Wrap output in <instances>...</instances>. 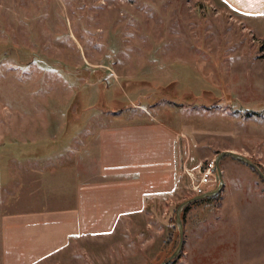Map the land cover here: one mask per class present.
Segmentation results:
<instances>
[{
	"label": "rangeland",
	"instance_id": "rangeland-1",
	"mask_svg": "<svg viewBox=\"0 0 264 264\" xmlns=\"http://www.w3.org/2000/svg\"><path fill=\"white\" fill-rule=\"evenodd\" d=\"M142 123L172 132L175 189L39 264L167 261L189 173L222 151L255 167L219 160L224 185L181 214L168 264H264V17L203 0H0V264L4 218L61 204L97 131Z\"/></svg>",
	"mask_w": 264,
	"mask_h": 264
},
{
	"label": "crops",
	"instance_id": "crops-1",
	"mask_svg": "<svg viewBox=\"0 0 264 264\" xmlns=\"http://www.w3.org/2000/svg\"><path fill=\"white\" fill-rule=\"evenodd\" d=\"M203 1L243 18L264 17V0ZM96 137V154L76 156L61 204L52 194L41 207L4 218V264L43 263L81 236L112 231L122 218L175 189V139L168 128L158 123L115 125L99 129ZM90 166L97 171L88 175L83 169Z\"/></svg>",
	"mask_w": 264,
	"mask_h": 264
},
{
	"label": "water",
	"instance_id": "water-1",
	"mask_svg": "<svg viewBox=\"0 0 264 264\" xmlns=\"http://www.w3.org/2000/svg\"><path fill=\"white\" fill-rule=\"evenodd\" d=\"M225 156L232 157L233 159H235L239 162H243L244 164H247L248 166L255 167V165L253 164V162L250 159H248L247 157H245L239 153L233 152V151H222L216 156V159H215L216 169H217L218 175L220 176L219 185L217 186L216 189H214L212 191H206L205 193H203L201 195H196L193 197V199L192 198L187 199L178 205V207L176 209L175 222H176V226H177V229L179 232V238H180L179 240L180 241H179L178 247L173 252V254L171 256H169L167 261L165 260L159 264H168V261H172L179 254L180 250L182 249L181 246H183V233H182L183 232V226H182V220L180 218H181V214H182L184 208L191 203L193 204V202L196 200L213 197V196L217 195L218 193H220L224 184H223V180L221 178V170L219 167V160ZM260 174L263 177V174L262 173H260Z\"/></svg>",
	"mask_w": 264,
	"mask_h": 264
},
{
	"label": "built area",
	"instance_id": "built-area-1",
	"mask_svg": "<svg viewBox=\"0 0 264 264\" xmlns=\"http://www.w3.org/2000/svg\"><path fill=\"white\" fill-rule=\"evenodd\" d=\"M216 173V163L214 159L201 164L194 174L189 173L191 189L195 196L205 193L207 191V186H210L217 181Z\"/></svg>",
	"mask_w": 264,
	"mask_h": 264
},
{
	"label": "trees",
	"instance_id": "trees-1",
	"mask_svg": "<svg viewBox=\"0 0 264 264\" xmlns=\"http://www.w3.org/2000/svg\"><path fill=\"white\" fill-rule=\"evenodd\" d=\"M214 199H215V197L213 196V197H209V198H204V199L196 200V201H194V203H200V204L206 203L207 204V202H212V201H214ZM186 209H187V206L184 208V210H183L182 213H184V211H186ZM181 218H182V216H181ZM169 262H171V261H169Z\"/></svg>",
	"mask_w": 264,
	"mask_h": 264
}]
</instances>
